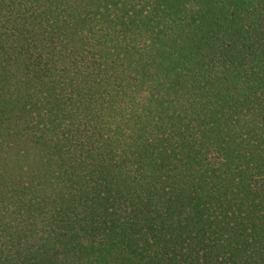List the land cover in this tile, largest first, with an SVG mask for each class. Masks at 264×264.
I'll list each match as a JSON object with an SVG mask.
<instances>
[{
    "label": "trees",
    "instance_id": "1",
    "mask_svg": "<svg viewBox=\"0 0 264 264\" xmlns=\"http://www.w3.org/2000/svg\"><path fill=\"white\" fill-rule=\"evenodd\" d=\"M0 264H264V0H0Z\"/></svg>",
    "mask_w": 264,
    "mask_h": 264
}]
</instances>
